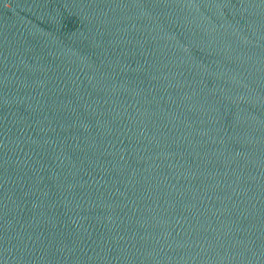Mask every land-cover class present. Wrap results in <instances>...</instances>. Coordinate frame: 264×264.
<instances>
[{
  "label": "water",
  "instance_id": "water-1",
  "mask_svg": "<svg viewBox=\"0 0 264 264\" xmlns=\"http://www.w3.org/2000/svg\"><path fill=\"white\" fill-rule=\"evenodd\" d=\"M0 264H264V0H0Z\"/></svg>",
  "mask_w": 264,
  "mask_h": 264
}]
</instances>
